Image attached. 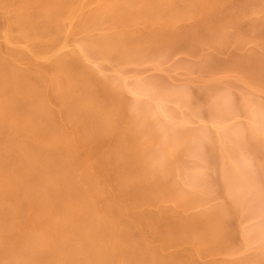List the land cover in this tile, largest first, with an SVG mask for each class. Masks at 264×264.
<instances>
[{
	"label": "bare ground",
	"instance_id": "6f19581e",
	"mask_svg": "<svg viewBox=\"0 0 264 264\" xmlns=\"http://www.w3.org/2000/svg\"><path fill=\"white\" fill-rule=\"evenodd\" d=\"M0 264H264V0H0Z\"/></svg>",
	"mask_w": 264,
	"mask_h": 264
}]
</instances>
